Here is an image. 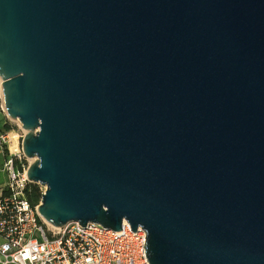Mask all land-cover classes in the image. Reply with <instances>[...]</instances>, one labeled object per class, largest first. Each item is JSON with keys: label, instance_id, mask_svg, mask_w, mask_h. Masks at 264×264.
Returning a JSON list of instances; mask_svg holds the SVG:
<instances>
[{"label": "water", "instance_id": "95a60500", "mask_svg": "<svg viewBox=\"0 0 264 264\" xmlns=\"http://www.w3.org/2000/svg\"><path fill=\"white\" fill-rule=\"evenodd\" d=\"M0 79L47 224L264 264V0H0Z\"/></svg>", "mask_w": 264, "mask_h": 264}, {"label": "built area", "instance_id": "2783aa9c", "mask_svg": "<svg viewBox=\"0 0 264 264\" xmlns=\"http://www.w3.org/2000/svg\"><path fill=\"white\" fill-rule=\"evenodd\" d=\"M0 79V101L2 100ZM7 134H0L6 144ZM23 153L8 156L3 167L7 182L0 193V264H149L143 228L120 230L77 221L56 228L38 214L27 198L28 179ZM32 161V159H31ZM41 193L45 187L41 186Z\"/></svg>", "mask_w": 264, "mask_h": 264}, {"label": "rangeland", "instance_id": "374dc122", "mask_svg": "<svg viewBox=\"0 0 264 264\" xmlns=\"http://www.w3.org/2000/svg\"><path fill=\"white\" fill-rule=\"evenodd\" d=\"M6 123L11 126V128L9 130H4V125ZM24 133L25 132L22 129L20 122L18 120H15V119H10L6 115V113L4 111V107H3V102L1 100L0 101V134H7L8 135L7 143L3 144V145H6L7 153H5L4 146H2V144H0V149L3 152V159H6L8 156L14 155V153L16 155L22 153L21 140H22ZM12 135H15V140H16L14 148L11 147V143H13ZM1 160H2V158H1ZM30 162H31V159L24 160L25 165L29 164ZM0 167H1V165H0ZM1 169L5 172V181H4V184L0 186V193L4 189V185H5L7 178H8V176L6 175L7 173L4 170L3 166L1 167ZM2 170H0V171H2ZM0 176H2L1 172H0ZM28 183H33L39 188V190L41 189L42 185L40 183L30 182L29 180H28Z\"/></svg>", "mask_w": 264, "mask_h": 264}, {"label": "trees", "instance_id": "16d2710c", "mask_svg": "<svg viewBox=\"0 0 264 264\" xmlns=\"http://www.w3.org/2000/svg\"><path fill=\"white\" fill-rule=\"evenodd\" d=\"M10 128L11 126L9 124L6 123L4 125V130H9ZM2 146H4L5 153H7L6 145L2 144ZM26 194L28 200L32 205H36L39 203V199L41 197V190H39V188L35 184L28 183V189Z\"/></svg>", "mask_w": 264, "mask_h": 264}, {"label": "crops", "instance_id": "0c3cea01", "mask_svg": "<svg viewBox=\"0 0 264 264\" xmlns=\"http://www.w3.org/2000/svg\"><path fill=\"white\" fill-rule=\"evenodd\" d=\"M2 158V160H1ZM5 159H3V152L2 150L0 149V165L1 167L3 166V163H4ZM0 167V170H2ZM2 173V176H0V186L4 184V181H5V172L2 170L0 171ZM7 175V174H6ZM7 182V181H6ZM6 184V183H5Z\"/></svg>", "mask_w": 264, "mask_h": 264}, {"label": "bare ground", "instance_id": "6f19581e", "mask_svg": "<svg viewBox=\"0 0 264 264\" xmlns=\"http://www.w3.org/2000/svg\"><path fill=\"white\" fill-rule=\"evenodd\" d=\"M12 139H13V143H11V147L14 148V146H15V141H16V140H15V135H12Z\"/></svg>", "mask_w": 264, "mask_h": 264}]
</instances>
